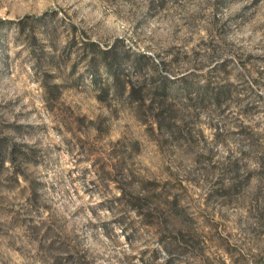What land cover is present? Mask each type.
Listing matches in <instances>:
<instances>
[{
  "label": "rangeland",
  "instance_id": "374dc122",
  "mask_svg": "<svg viewBox=\"0 0 264 264\" xmlns=\"http://www.w3.org/2000/svg\"><path fill=\"white\" fill-rule=\"evenodd\" d=\"M261 155L264 0H0V264H264Z\"/></svg>",
  "mask_w": 264,
  "mask_h": 264
},
{
  "label": "trees",
  "instance_id": "16d2710c",
  "mask_svg": "<svg viewBox=\"0 0 264 264\" xmlns=\"http://www.w3.org/2000/svg\"><path fill=\"white\" fill-rule=\"evenodd\" d=\"M228 85H221L219 86L213 93H212V99L214 102L219 105L223 101V99L226 98V96L229 93ZM257 162L260 164H264V156L261 155L258 159Z\"/></svg>",
  "mask_w": 264,
  "mask_h": 264
}]
</instances>
